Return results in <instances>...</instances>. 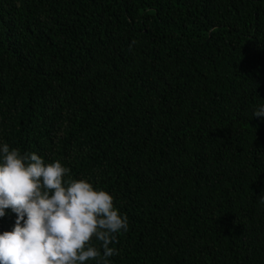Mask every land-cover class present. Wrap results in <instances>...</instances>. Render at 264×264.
I'll return each mask as SVG.
<instances>
[{
    "label": "trees",
    "instance_id": "obj_1",
    "mask_svg": "<svg viewBox=\"0 0 264 264\" xmlns=\"http://www.w3.org/2000/svg\"><path fill=\"white\" fill-rule=\"evenodd\" d=\"M261 104L264 0H0V142L114 195L111 264H264Z\"/></svg>",
    "mask_w": 264,
    "mask_h": 264
},
{
    "label": "clouds",
    "instance_id": "obj_2",
    "mask_svg": "<svg viewBox=\"0 0 264 264\" xmlns=\"http://www.w3.org/2000/svg\"><path fill=\"white\" fill-rule=\"evenodd\" d=\"M253 116L264 118V104ZM6 210L16 219L0 233V264H111L129 228L114 195L90 177L75 178L61 159L46 162L0 142V218Z\"/></svg>",
    "mask_w": 264,
    "mask_h": 264
}]
</instances>
